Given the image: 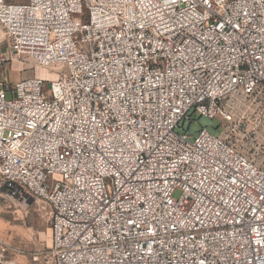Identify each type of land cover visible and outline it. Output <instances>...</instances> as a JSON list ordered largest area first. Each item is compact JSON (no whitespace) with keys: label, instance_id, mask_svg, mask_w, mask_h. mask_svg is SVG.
<instances>
[{"label":"built area","instance_id":"1","mask_svg":"<svg viewBox=\"0 0 264 264\" xmlns=\"http://www.w3.org/2000/svg\"><path fill=\"white\" fill-rule=\"evenodd\" d=\"M4 43L0 194L48 204L54 264H264V168L184 130L264 99V0H0Z\"/></svg>","mask_w":264,"mask_h":264},{"label":"rangeland","instance_id":"2","mask_svg":"<svg viewBox=\"0 0 264 264\" xmlns=\"http://www.w3.org/2000/svg\"><path fill=\"white\" fill-rule=\"evenodd\" d=\"M0 55L10 56L7 43L0 47ZM7 68L2 78L8 84L51 72L27 57L16 58ZM7 99H13L12 92H7ZM236 114L235 120L228 123L195 113L192 121L196 122L187 121L184 130L190 131L191 140L204 127L216 136L223 135L264 168V99L239 105ZM182 132L178 129V133ZM179 195L178 191L175 198ZM51 216V209L43 200L31 197L18 199L0 194V264H54Z\"/></svg>","mask_w":264,"mask_h":264},{"label":"bare ground","instance_id":"3","mask_svg":"<svg viewBox=\"0 0 264 264\" xmlns=\"http://www.w3.org/2000/svg\"><path fill=\"white\" fill-rule=\"evenodd\" d=\"M38 75V74H37ZM40 77H44L46 79H52V78H55L56 77V74L53 73V72H47V75L45 76H40ZM51 236H52V230H51Z\"/></svg>","mask_w":264,"mask_h":264},{"label":"crops","instance_id":"4","mask_svg":"<svg viewBox=\"0 0 264 264\" xmlns=\"http://www.w3.org/2000/svg\"><path fill=\"white\" fill-rule=\"evenodd\" d=\"M12 70H14V69H12Z\"/></svg>","mask_w":264,"mask_h":264}]
</instances>
